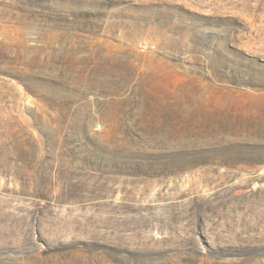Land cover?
Returning <instances> with one entry per match:
<instances>
[{"label":"rangeland","instance_id":"rangeland-1","mask_svg":"<svg viewBox=\"0 0 264 264\" xmlns=\"http://www.w3.org/2000/svg\"><path fill=\"white\" fill-rule=\"evenodd\" d=\"M92 240L264 252V0H0V264Z\"/></svg>","mask_w":264,"mask_h":264},{"label":"trees","instance_id":"trees-1","mask_svg":"<svg viewBox=\"0 0 264 264\" xmlns=\"http://www.w3.org/2000/svg\"><path fill=\"white\" fill-rule=\"evenodd\" d=\"M93 242L92 248L88 247L89 254L92 257L93 264H101L99 258L105 259L108 264H208L211 256L200 252L195 247L182 249H142L141 246L131 249L116 245L103 244L98 241ZM78 247V246H75ZM75 248H71L72 251ZM80 251L79 248H76ZM256 248L235 249L232 254H222L223 260L214 259L223 264H246L255 259L264 256L261 250ZM68 249L59 250V255L62 252H67ZM35 253H39V249H35ZM231 253V252H229ZM47 255L46 253H42ZM104 257V258H103ZM178 257V258H177ZM227 259H230L227 263Z\"/></svg>","mask_w":264,"mask_h":264}]
</instances>
